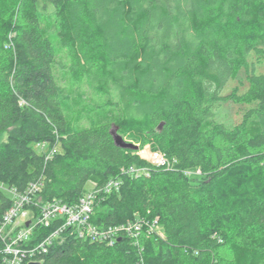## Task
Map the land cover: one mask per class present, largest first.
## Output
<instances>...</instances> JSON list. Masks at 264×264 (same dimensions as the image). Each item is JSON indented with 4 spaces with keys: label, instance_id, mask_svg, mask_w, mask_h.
<instances>
[{
    "label": "trees",
    "instance_id": "1",
    "mask_svg": "<svg viewBox=\"0 0 264 264\" xmlns=\"http://www.w3.org/2000/svg\"><path fill=\"white\" fill-rule=\"evenodd\" d=\"M1 134L0 222L38 182L35 215L98 190V229L153 225L113 246L67 228L41 264H264V0H0Z\"/></svg>",
    "mask_w": 264,
    "mask_h": 264
},
{
    "label": "built area",
    "instance_id": "2",
    "mask_svg": "<svg viewBox=\"0 0 264 264\" xmlns=\"http://www.w3.org/2000/svg\"><path fill=\"white\" fill-rule=\"evenodd\" d=\"M40 148L47 158L54 152L53 149H48L45 145H41ZM151 163L163 166L167 161L163 154L155 152L151 156ZM116 185L113 181L109 182L105 191L108 192L109 188ZM5 190L13 198V205L0 222V241L3 243L0 254L3 256V264H28L31 262L41 264V257L46 253L47 247L54 239L58 238L60 233L70 227L75 228L78 238L101 241L108 246H113L119 236L135 238L143 228L151 230L153 227L149 224L150 222L138 221L109 227L106 230L98 229L90 223L94 194L98 190L91 191L72 206L56 201L50 202L40 208L37 215L27 206L32 205L35 196L40 192V183L30 182L21 192L13 188ZM28 215H30L29 219H27ZM55 220H59V225L49 236L35 245L28 246L29 236L36 225L49 226ZM27 222H29L28 227H26Z\"/></svg>",
    "mask_w": 264,
    "mask_h": 264
},
{
    "label": "rangeland",
    "instance_id": "3",
    "mask_svg": "<svg viewBox=\"0 0 264 264\" xmlns=\"http://www.w3.org/2000/svg\"><path fill=\"white\" fill-rule=\"evenodd\" d=\"M61 55V54H60ZM64 55H61V58H63ZM57 74L59 75L60 78L62 77H66L65 73H61L59 72V70H57ZM61 86L63 87L65 93L69 96L71 103L74 102H78L79 103H85V102H89L92 103L93 100H91V97L89 96V93L87 91V87L84 83H80V84H71L68 82L67 79H65V81L63 80L61 82ZM233 111H231L232 113ZM69 117L71 116L70 112L66 113ZM106 119L103 117V114H101L100 112L96 115L95 117V122L96 123H101V122H105ZM83 125L87 126L88 124L83 121L82 122ZM115 130L116 128L113 127L112 130ZM117 131V129H116ZM6 140V134H1L0 135V143L4 142ZM124 140L128 143H132L133 145L139 146L137 138L132 137V138H124ZM157 151L152 150L149 145L145 146L144 148L140 149L138 151V155L139 157L147 162H151V156L153 155V153H155ZM30 218V215H28L27 219Z\"/></svg>",
    "mask_w": 264,
    "mask_h": 264
},
{
    "label": "water",
    "instance_id": "4",
    "mask_svg": "<svg viewBox=\"0 0 264 264\" xmlns=\"http://www.w3.org/2000/svg\"><path fill=\"white\" fill-rule=\"evenodd\" d=\"M111 135L113 137L114 144L121 149H129V150H138V146L133 145L132 143L126 142L121 136L117 134L116 129L111 130ZM26 226H29V222L26 223ZM28 264H40L38 262H31Z\"/></svg>",
    "mask_w": 264,
    "mask_h": 264
},
{
    "label": "bare ground",
    "instance_id": "5",
    "mask_svg": "<svg viewBox=\"0 0 264 264\" xmlns=\"http://www.w3.org/2000/svg\"><path fill=\"white\" fill-rule=\"evenodd\" d=\"M89 193H90V192H89ZM87 194H88V193H87ZM87 194H86V195H87ZM86 195H85V196H86ZM85 196H84V197H85ZM82 198H83V197H82ZM80 199H81V198H80ZM80 199H79V200H80ZM78 202H79V201H78ZM78 202H77V203H78Z\"/></svg>",
    "mask_w": 264,
    "mask_h": 264
}]
</instances>
